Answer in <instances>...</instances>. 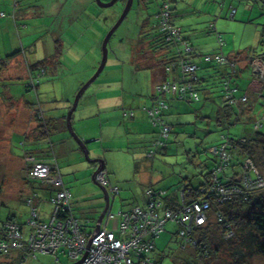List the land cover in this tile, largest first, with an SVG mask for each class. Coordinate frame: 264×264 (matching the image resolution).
I'll return each instance as SVG.
<instances>
[{"label":"trees","instance_id":"trees-1","mask_svg":"<svg viewBox=\"0 0 264 264\" xmlns=\"http://www.w3.org/2000/svg\"><path fill=\"white\" fill-rule=\"evenodd\" d=\"M175 2L177 0H160L154 24L149 29H142L140 31L141 35L136 37V43L138 44L145 45L146 42H149V51H147L145 46L147 58H143L140 55L141 53L136 54L135 57L138 58L140 56L141 62L137 63L135 58L134 65L140 67L144 64L150 67L154 78V81L153 79L152 81L155 82L152 87L151 103L143 107L153 135L148 140H143L141 146L145 157L148 158H153L157 153L166 154L171 148V142L180 133L176 132L175 128L184 126H195L197 128L194 124L197 119H207L209 122L210 116L204 115L205 108H208L214 113L216 124L221 127V131H218L220 133L219 139L210 144L204 142V147L202 146L203 151L209 152L212 156L200 160L196 155L197 153H202V151L185 150L184 155L187 157L179 162L181 165L178 171L179 180L173 188V192L167 193L166 188L155 187L151 181L145 186L143 199H141L142 203L139 201L135 203L132 200L118 197L121 188L110 182L105 170V159H102L104 167L99 171L105 172L108 184L102 185L97 181L96 175L99 171L94 176L97 184L94 183L92 173L96 170L98 164L87 161L90 166L89 176L93 184L98 188L100 195L95 197L93 195L89 199H83L82 195H79V187L72 189L71 186L67 185L66 182L68 181L62 179L57 162L59 158L54 154L53 141L50 137L52 132L60 131L63 133L67 129L65 116L73 101L68 100V103L64 104L65 106L61 104H58V106L48 105L50 107L46 109L36 102L35 98L40 84L39 78L45 71L44 64L49 59V56L45 55L42 59L32 63L26 62L27 71L21 76H12L6 66L7 61L19 55L11 54L10 56L0 57V76L2 73L5 74L1 76L0 81L7 82L10 85L21 83L23 88L22 92L18 88L3 90L0 93V95L2 94V104L12 107L16 102H22L24 110L27 109V111L34 113L30 114L31 120L35 121L34 127L30 128L29 131H24L27 136L31 134L28 138L33 141H28L32 143H38L41 140H43V143L50 142L47 149L44 147H41L42 150L38 147L31 148V150L25 149L21 156L22 159L24 157L26 159V161H23L25 176L21 178L23 179L24 188L29 193L23 198V202L27 206V215L22 221L18 218L14 219L15 216L13 214L6 217L0 215V241H6L7 243L11 223H14L16 228L13 233L17 235L14 247H12L11 243L9 247H0V259L2 255L18 250L20 251V264L23 263L27 254L33 256L37 252L52 254L55 257V264L59 263L57 255L59 252H62L71 260L64 264L77 262L82 254L77 257L70 254L73 251H78V239L80 237L86 241L92 235L96 219L105 207L104 195L99 185L106 189L109 203V207L102 217L101 224L106 220L108 225L110 220L118 218L117 225L108 226L109 230L117 233L118 223L122 220L121 214L122 217L123 214L130 215L132 209L135 208L140 209L144 213L152 211L159 219L164 218L165 222L160 232L150 237L152 240L149 248L151 252H155V238L164 231L165 224L168 221L175 222L177 228L172 234L179 238L180 247H185L181 251L184 252L185 249L191 248L190 253H193L192 258L185 255V262H179L178 264H207L211 258H216L223 264H250V256L252 258L254 255L264 254V180L262 179L263 183L257 181L261 176L262 178L264 176V173H261L262 170L264 171V129L261 127L264 126V74L253 71L251 67V61L255 58L264 61V33L260 32L256 45H251L232 54L224 55L218 51L203 54L193 47L190 37L183 34V27L174 18L172 3ZM261 7L264 8V6ZM234 13L235 9L232 7L230 16L232 17ZM2 14L0 12V15ZM165 18V23L175 29L177 34H173L170 31V27H164L161 24ZM251 20L252 18H247L244 22L250 23ZM143 21L146 20L144 19ZM210 26L209 32L215 31L212 23ZM218 37L219 47L221 48L222 40L220 35ZM51 39L56 45L54 55L58 64L60 63L63 41L56 35ZM255 47L261 48L256 49ZM140 52L143 53L144 51ZM243 53L247 56L245 61L248 62L252 73L248 81H239L238 78L239 71L242 70H239V55ZM150 55L155 57L154 61L150 60L145 63ZM223 57L225 62H218V59ZM19 58L23 59L22 57ZM189 64L193 65L194 69L189 72L184 71V67ZM234 68L235 70L233 71ZM161 82L168 84L177 82L178 85L174 91L163 92L158 90V86L162 84ZM253 82H255L254 86L251 85ZM83 84L84 82H81L77 90ZM183 86L184 88H182ZM232 89L234 90L232 91ZM11 90H16L18 94L11 95ZM84 92L79 97L74 111L77 110L80 100H82L83 104L81 108H84L88 97L83 99V96H85ZM160 102L164 103V107L160 108L159 114H155L154 117L149 115L148 109L153 104L155 106ZM184 102L188 104L199 102V105L184 107ZM257 105L260 112L258 114L259 118L255 117L257 116L255 114ZM173 109L176 111L174 114H172ZM197 109H199V113L196 111ZM184 113L193 114L194 119L188 122L181 121L179 117ZM122 114L127 116L128 114H133V112L123 108ZM72 116L74 117V114ZM72 116L71 125L73 123ZM10 117L11 120L14 119V127H17V119H20V116L16 114ZM242 118L245 119V122H249L251 126L248 128L244 127V133L241 135L231 132L229 126L241 121ZM165 127H167L166 132H164ZM13 129L7 133V136H10V140L15 133ZM189 134L195 135V132L190 131L187 135ZM22 135L26 139L23 132ZM59 140H63V138ZM22 142L25 144L24 141ZM78 149V152L81 151L83 153L79 145ZM50 151L52 154H49ZM82 153L73 155H83L84 157ZM76 156L73 159L79 161L80 158ZM34 158L40 163L49 164L51 169L50 182L36 176L33 178L31 172L35 165ZM143 158L144 156L141 157V159ZM84 160L86 159L84 158ZM75 163L72 165L74 166ZM206 167H208L207 170L204 169ZM53 175H60V184L52 181ZM34 181L38 183L40 189L49 190L50 196L48 200L51 205H49L48 219H45L48 214H45L44 218L39 217L38 202L36 201L39 193L37 192V194L36 191L28 186L29 182ZM146 181L149 180L144 182ZM110 186L116 187L118 192L111 194L109 191ZM28 199L30 200L29 203ZM116 201H120L122 206H119L117 212H111V208ZM197 201L200 205L206 203L204 208H207L206 218L201 224H195L193 220L190 221L192 218L189 217V214L194 210L193 203ZM1 202L7 205L2 199ZM161 208L163 209L162 215ZM167 211L171 213L169 217L165 216ZM108 213H113L112 218H106ZM26 227L29 228L28 233L25 231ZM57 227L60 228V231H56L52 236L56 241V246L48 250H34L32 246L28 245L31 236H34V239L36 237L38 242H48L49 239L44 236V233L51 235L52 230ZM215 234H219L218 236H221L222 239L214 241L216 238ZM225 241L227 243H225L226 245L223 249ZM171 256L174 260L175 256L172 253ZM145 259H149L150 264H160L161 260V258H153L148 250L135 256L131 264H142Z\"/></svg>","mask_w":264,"mask_h":264},{"label":"rangeland","instance_id":"rangeland-1","mask_svg":"<svg viewBox=\"0 0 264 264\" xmlns=\"http://www.w3.org/2000/svg\"><path fill=\"white\" fill-rule=\"evenodd\" d=\"M159 2L160 0H132L129 11L108 40L104 68L84 92L83 99L92 92H96L92 100H96L95 103L99 107L93 105L94 108L91 110L93 116L87 119L85 124L79 123L75 119L80 113L81 106L83 107L82 100H80L77 110L72 113L74 114L72 127L77 135L86 141L90 157L105 159V170L110 182L121 188L118 197L132 200L135 203L143 202L141 200L143 191L151 181L153 186L166 188L167 193H172L179 180L178 171L181 167L179 162L187 157L184 155L185 150L202 151L196 155L200 160L212 156L209 152L203 151L204 142L209 144L216 142L220 137L218 131H221V127L215 122L214 113L205 108L204 115L210 116L209 122L207 119H197L194 122L197 128L195 126L176 127L175 131L180 133L171 142L169 151L166 154L157 153L153 158H148L145 157L141 145L143 140L149 139L153 134L150 125L146 123L139 125V133H137L131 127L133 124L129 120L130 118L122 117L123 97L125 101L134 100V104H136L140 101L148 103L152 95L149 71L142 68L143 70L137 69L133 72L129 65L135 58L137 63L141 62L140 56L135 57L136 54L141 53L143 58H147L145 45L134 44V41L137 36L141 35L142 29H149L154 24ZM124 3L125 0H116L110 6H101L96 0H0V12L3 13L0 17V57L11 54L19 55L7 61L6 66L12 76H21L27 71L26 62L32 63L42 59L45 55L49 56L44 64L45 71L39 78L40 84L35 94L36 102L46 109L50 107L48 105L67 104L68 100L73 101L79 84L86 82L98 67L101 59V42L121 14ZM222 3L224 4L222 5ZM172 5L174 7L173 15L183 27V34L190 37L193 47L203 54L218 51L228 55L247 43L252 44L253 30L264 33V8L261 7L264 6L263 0H177ZM232 7H237L238 10L231 17ZM242 7L245 11L242 10ZM249 16L252 18L250 23L244 22ZM144 19L146 21H143ZM211 23L212 26L214 25L215 31L209 32ZM54 35L63 41L60 63L58 64L54 55L56 45L51 39ZM219 35L222 40L221 48L219 47ZM154 58L150 55L145 63L150 60L154 61ZM238 63L240 62L238 61ZM251 64L253 71L264 74V63L254 59ZM121 68H124L123 82ZM240 73L242 75L240 80L248 81L246 78L252 75L248 63ZM3 75L5 74L2 73L1 76ZM7 88H18L20 92L23 90L21 83L10 85L0 81V93ZM11 92V95L18 94L16 90H11ZM1 95L0 202L2 199L7 205L0 203V215L6 217L14 214L22 221V210L27 209L26 204L22 202L29 193L24 188L22 179L25 176L23 161L26 159L25 157L22 159L21 156L25 149L35 147L41 150V147L47 149L50 142L43 143L41 140L38 143H32L33 140L28 138L31 134L27 136L24 131H29L34 127L35 121L30 118V114L34 113L27 109L24 110L22 102H16L12 107L4 106L1 102ZM183 104L184 107L188 105L194 107L199 105V102L189 104L184 102ZM196 111L199 113V109ZM16 114L20 116V119H17L18 125L14 127V119L11 120L10 116ZM255 114L257 115L255 117L259 118L258 105L257 108L255 107ZM179 119L187 122L192 121L194 115L184 113ZM250 126L251 124L242 118L241 121L230 125L229 129L231 132L241 135L244 133V127ZM261 127L264 129V126ZM12 128L15 133L10 142V136H7V133ZM190 131L195 132V135H187ZM22 132L26 139L23 138ZM59 134H61L59 131L50 134L55 154H57V150L61 149L59 148L61 136ZM63 134L69 139V144H65L63 147L68 149L67 154L63 155L66 157L63 158L59 155L58 158L61 161L57 159L62 179L68 181L66 183L72 189L81 188L83 199L100 195L98 188L89 176L90 166L84 160L83 155L78 156L80 162L73 159L75 156L73 154L82 153L78 152L79 150H71L70 143L78 149L77 141L70 135L68 129H65ZM8 145H12L13 148ZM49 154L52 152L50 151ZM143 156L144 158L141 159ZM33 161L35 164L39 163L36 158ZM73 163H75L74 166ZM204 169L207 170L208 167ZM255 171L258 172L257 169ZM261 173L263 174L264 171L262 170ZM41 177L44 181L50 182L49 176L41 175ZM262 179L264 180V176L263 178L261 176L257 181L263 183ZM145 180L149 181L144 182ZM28 186L39 193L36 198L39 217L44 218L45 214H48L45 217L48 219L50 206L43 201L41 194L44 193V190L38 187L36 181L29 182ZM16 202L19 203V208ZM196 204L198 206L199 202L193 203L194 210L191 214L195 218L201 215L205 219L207 208L197 210ZM119 206H122L120 201H116L111 212H117ZM162 214L163 209L161 208ZM26 215L27 212L25 217ZM117 222L118 218L116 217L109 221L108 226H116ZM176 228L175 222L168 221L164 231L155 238V252L148 249L153 258H161L160 264L183 263L186 260L185 255L191 258L193 256V253H190L191 248L185 249V253L181 251L185 247H180L179 238L172 234ZM25 231L28 233L29 228L26 227ZM218 235L215 234L214 241L222 239ZM225 243L227 242L223 243V249ZM19 253L20 251L14 250L2 255L0 264H20ZM171 253L175 256L174 260ZM57 255L59 263L71 261L62 252ZM249 259L250 264H264V254H257L252 258L250 256ZM223 260L225 261L224 258ZM55 262V257L52 254L37 252L33 256L27 254L22 264H55ZM207 264L223 263H220L216 258H211Z\"/></svg>","mask_w":264,"mask_h":264},{"label":"built area","instance_id":"built-area-1","mask_svg":"<svg viewBox=\"0 0 264 264\" xmlns=\"http://www.w3.org/2000/svg\"><path fill=\"white\" fill-rule=\"evenodd\" d=\"M165 15L167 16L166 13ZM165 21L166 18L165 20L163 19L161 24L164 27H170V31L173 34H177V31L171 28L170 25L166 24ZM218 62H225V58L223 57L218 59ZM184 69V71L189 72L194 69V66L189 64L185 66ZM234 70L235 68L233 69V71ZM177 85V82H173L172 84L162 83L160 86H158V90H161L163 92L174 91L176 90ZM182 88H184V86ZM233 90L234 89H232V91ZM162 107H164L163 102H160L158 105L155 106L153 104L148 109V114L154 117L155 114H159V110ZM166 131L167 127L164 128V132ZM31 174L33 178H35V176L42 178L41 175L50 176L51 169L49 164L39 162L34 165ZM96 179L102 185L108 184L104 171L97 172ZM52 181L54 183L56 182L60 184V175H53ZM109 191L111 194H116L118 192V189L116 187L110 186ZM29 202L30 200L28 199V203ZM204 205H206V203H204L203 205L198 204V206L196 204L197 210H203ZM187 210L189 209L187 208ZM112 215L113 213H108L106 218H112ZM170 215V212H165V216L169 217ZM189 217L192 218L190 219V221L193 220L195 224H201L204 222V218L201 215H198V217L195 218L192 214H189ZM121 219L122 220H120V222L118 223L117 233L113 232L112 230H109L107 228V222L106 220H104V222L98 229V233H92V235L94 236L91 240L89 247H87V242L92 235H90V237L86 241L84 240V238L82 239V237H80L78 239V251H73L70 255L77 257L79 254H82V260L80 264H131L135 256L142 253L143 251H148V249L151 247L152 242L150 237L152 235H157L160 232L163 223L165 222L164 218L159 219L158 217H156L155 214L152 213V211L144 213L143 211L137 208L132 209L130 215L123 214L122 217L121 214ZM15 228L16 227L14 223H11L7 243L6 241H0L1 248H5L7 246L9 247L10 243L12 247H14L15 238L17 237V235L13 233L15 231ZM52 231L53 232L51 235L44 233V236L48 237L49 239L48 242H38L36 241V237L34 239V236H31L28 245L32 246L34 250H48L51 247L56 246V241L52 236L55 234L56 231H60V228L57 227ZM83 255L85 256L83 257ZM142 264H150L149 259H145Z\"/></svg>","mask_w":264,"mask_h":264},{"label":"crops","instance_id":"crops-1","mask_svg":"<svg viewBox=\"0 0 264 264\" xmlns=\"http://www.w3.org/2000/svg\"><path fill=\"white\" fill-rule=\"evenodd\" d=\"M238 7V6H237ZM234 8L235 9V12L238 10V8ZM242 10L243 11H245V9H244V7H242ZM174 18L176 19V17L174 16ZM248 18H251L250 16L248 17ZM177 20V19H176ZM246 20V19H245ZM254 31V33H253V42H251L252 44H245V46H243L242 48H240L239 50H242V49H245V48H247V47H249V46H251V45H256L257 44V42H258V40H259V37H260V31H258V30H253ZM256 49H260L259 47H255ZM239 50H237V51H239ZM234 52H236V51H233V52H231L230 54H232V53H234ZM129 57H130V55H129ZM247 61H241L240 63H238L239 64V70L240 69H243L246 65H247ZM135 64V61L133 60V63L132 64H130L129 66L131 67V70L134 72V71H136L137 69H139V70H143V69H145V70H148L149 71V74H150V83H151V87H153V85H155V82H153L154 81V78H153V76H152V72H151V68L150 67H148V66H146V65H142V66H140V67H136V65H134ZM143 68V69H142ZM123 70H124V68H121V75H122V82H123V79H124V75H123ZM239 81H240V78H242V75H241V73H240V71H239ZM250 78V76H248V78H246V79H249ZM152 79H153V81H152ZM121 82V83H122ZM254 84H255V82H253V83H251V85L252 86H254ZM250 85V86H251ZM117 89H119V88H117ZM153 90V89H152ZM153 93V92H152ZM96 95V92L95 93H91L88 97H87V102L85 103V105H84V108L82 109H80V113H79V115L75 118L79 123H84L85 124V122H86V120L87 119H89V118H91L92 116H93V113L91 112V110H92V108H94V104L97 106V108L99 107L98 106V104L97 103H95L96 102V100H92V98H93V95ZM98 95V94H97ZM123 96H124V94H123ZM122 98V97H121ZM118 99H120V97H118ZM119 102H117V104H118ZM150 103H151V97H150V100H149V102L148 103H145V102H142V101H140L139 103H136V104H134V100H129V101H125V98L123 97V101H122V109L123 108H127V109H131V111L133 112V114H128L127 116H124L125 114H122V117L123 118H126V117H129L130 119V121L132 122V128H133V130H134V132H137V133H139V130H138V126L139 125H142L143 123H146L147 125L149 124V122H148V119H147V116H146V112L144 111V109H143V107H145V106H147V105H150ZM124 105H127V107H124ZM65 106V105H64ZM118 106H120L119 104H118ZM117 106V107H118ZM82 107V106H81ZM176 111L173 109L172 110V114H174ZM73 117V116H72ZM74 118V117H73ZM150 125V124H149ZM60 132V131H59ZM61 134H59V135H61L60 136V138H63V140H59V143H60V147L59 148H61V149H59V151L57 150V157H59V155L60 156H62L63 158H65L66 156H63L65 153L67 154V152H68V149H65V148H63L64 147V145L65 144H69V139H67V137L62 133V132H60ZM153 135V134H152ZM82 136L85 138V139H87V137L84 135V134H82ZM12 140V139H11ZM11 140H10V142H11ZM147 140H148V138H147ZM146 140V141H147ZM36 142V141H35ZM47 143H48V141H47ZM8 146H11V148H13L12 147V145H8ZM70 147H71V150L72 151H78L79 149H77V148H75V147H73V145H71V143H70ZM30 149V148H29ZM31 150V149H30ZM38 152V151H37ZM37 152H36V154H37ZM54 154H55V152H54ZM79 154V153H78ZM78 154H76V155H78ZM75 155V156H76ZM74 156V157H75ZM53 157V156H52ZM56 157V158H57ZM76 157H78V156H76ZM46 158H48V157H46ZM61 160V159H60ZM47 190L46 189H44V192H46ZM49 191V190H48ZM48 191L45 193V194H43V201H45L47 204H49V205H51L50 203H49V200H48V198H49V193H48ZM78 192H79V195L81 194L82 195V189L80 188V189H78ZM80 195V196H81ZM17 203V206H18V208H19V203L18 202H16ZM22 203H24V202H22ZM27 212V209L25 210V211H23L22 210V220L24 219V217H25V213ZM14 215V214H13ZM15 216V215H14ZM18 218V217H17ZM14 219H16V216H15V218Z\"/></svg>","mask_w":264,"mask_h":264},{"label":"water","instance_id":"water-1","mask_svg":"<svg viewBox=\"0 0 264 264\" xmlns=\"http://www.w3.org/2000/svg\"><path fill=\"white\" fill-rule=\"evenodd\" d=\"M97 3L101 6H110L112 5L116 0H109V1H101V0H96ZM131 3L132 0H127L125 3V6L121 12V14L119 15L118 19L115 21V23L110 27V29L107 31V33L105 34L102 42H101V59L99 62L98 67L96 68L95 72L91 75V77L84 82L83 85L80 86V88L78 89V91L76 92L72 105L69 107V109L66 112V123H67V129L69 131V133L71 134V136L75 139V141H77V144L79 145V147L82 149L83 154H84V158L86 159V161L90 162V163H97L98 166L96 168V170L92 173V179L94 181V183L97 184V182L95 181V173L97 171H99L100 169H102L104 167V163L103 160L101 158H92L89 156L88 153V149H87V143L86 141H84L82 138H80L73 130L72 125H71V116L72 113L77 105L78 99L81 96V94L85 91V89L99 76V74L101 73L102 69L104 68V65L106 63V59H107V52H108V48H107V43L109 38L111 37L112 33L116 30V28L119 26V24L122 22L123 18L126 16L127 12L129 11L130 7H131ZM103 195H104V199H105V207L102 210V212L99 214L98 218L96 219V225L94 228V233H98V229L100 227V222L101 219L105 213V211L107 210V208L109 207V203H108V195H107V191L106 189L99 185ZM94 235H92L88 242H87V247H89L91 240L93 238ZM82 258H80L77 262L75 263H70V264H79L81 262ZM58 264H64V263H58Z\"/></svg>","mask_w":264,"mask_h":264},{"label":"bare ground","instance_id":"bare-ground-1","mask_svg":"<svg viewBox=\"0 0 264 264\" xmlns=\"http://www.w3.org/2000/svg\"><path fill=\"white\" fill-rule=\"evenodd\" d=\"M0 17H1V15H0ZM245 59H247V56L245 55V53L239 55V62L244 61ZM255 59H257L261 63H264V61H261L259 58H255Z\"/></svg>","mask_w":264,"mask_h":264},{"label":"flooded vegetation","instance_id":"flooded-vegetation-1","mask_svg":"<svg viewBox=\"0 0 264 264\" xmlns=\"http://www.w3.org/2000/svg\"><path fill=\"white\" fill-rule=\"evenodd\" d=\"M107 1H109V0H107ZM126 3V2H125ZM124 3V4H125ZM125 6V5H124ZM134 44H136V40L134 41ZM145 46H146V48H147V51H149V42H146V44H145Z\"/></svg>","mask_w":264,"mask_h":264},{"label":"clouds","instance_id":"clouds-1","mask_svg":"<svg viewBox=\"0 0 264 264\" xmlns=\"http://www.w3.org/2000/svg\"><path fill=\"white\" fill-rule=\"evenodd\" d=\"M102 220V219H101ZM100 224H101V222H100ZM94 233V232H93Z\"/></svg>","mask_w":264,"mask_h":264}]
</instances>
